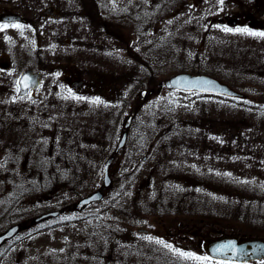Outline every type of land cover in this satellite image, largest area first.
I'll list each match as a JSON object with an SVG mask.
<instances>
[{
    "label": "flooded vegetation",
    "instance_id": "obj_1",
    "mask_svg": "<svg viewBox=\"0 0 264 264\" xmlns=\"http://www.w3.org/2000/svg\"><path fill=\"white\" fill-rule=\"evenodd\" d=\"M3 24L8 27L0 28V237H7L0 242V264H192L178 253L195 249L194 255L209 256L211 264H264L262 252L239 263L214 259L207 251L213 239L224 236L264 240L252 228L235 233L234 226L204 218L198 225L178 209L159 215L157 226L149 224L141 188L127 185L142 173L144 129L135 126L134 114L118 150L127 120L119 139L111 123L118 92L113 83L158 82L154 68L161 66L193 72L188 68L215 61L219 51L235 57L222 49L228 38L237 41L224 29L264 31V0H0ZM107 66L119 70L98 68ZM87 67L97 77L90 81L103 85L89 87ZM135 91L131 86L124 96ZM97 98L107 100L110 123L103 129L90 124L96 112L81 116V108L89 103L91 110ZM82 145L92 147L91 154H82ZM97 147H104L100 158H113L112 184H95L87 192L100 172L93 163ZM97 190L100 201L81 204ZM130 190L125 203L116 202ZM69 227L75 232L72 251L65 245ZM181 241L187 244L177 250ZM53 242L62 244L54 249Z\"/></svg>",
    "mask_w": 264,
    "mask_h": 264
},
{
    "label": "rangeland",
    "instance_id": "obj_2",
    "mask_svg": "<svg viewBox=\"0 0 264 264\" xmlns=\"http://www.w3.org/2000/svg\"><path fill=\"white\" fill-rule=\"evenodd\" d=\"M240 1L248 4L253 0ZM224 34L237 40L228 38L222 46L235 57L215 52L218 54L215 61L188 69L221 79L244 93V99L184 94L167 89L157 91L160 81L186 71L188 67L161 66L154 68L158 82L113 83L118 92L117 99H112L111 123L116 124L117 139L121 135L120 126L130 114L136 115L135 126L140 124L144 129L143 141L140 143L143 150L139 155V160L145 157L142 173L138 178H129L127 185L141 188L149 224L157 226L159 215L178 209V213L186 214L192 223L198 225L204 218L221 226H234L235 233L237 228L247 231L252 228L256 234L264 236V37L238 32L236 29L225 31ZM204 54L210 56L212 53L206 50ZM98 68L107 72L119 70L115 66ZM89 71L93 69L86 68L89 87L96 89L95 86L103 85L96 80L90 81L97 77ZM131 86L136 91L126 98L124 90ZM151 89H155V92L149 93ZM142 90L145 91L143 97ZM97 99L101 103L93 104L91 110L89 103H86L81 108V116L86 113L90 117L92 111L96 112V117L90 118V124L96 123L103 129L110 123L109 113H104V102L107 100ZM61 106L65 108L66 105ZM77 127L82 129L81 125ZM133 146L134 143H128V151ZM103 149L97 147L96 160L93 161L100 174L91 181L84 179L90 181L84 191L93 190L95 184L97 187L103 185V166L107 159L105 154L99 157ZM80 152L91 154L92 147L82 145ZM69 184L73 187L72 182ZM132 192L130 190L123 197L124 200H120L117 195L116 202L125 203ZM74 196L73 200L76 199ZM74 234V227L65 231L68 251H72ZM61 244L53 242L49 247L57 249L56 246ZM165 244L170 245L167 242ZM185 244L187 242L181 241L177 250H183ZM120 256L121 251L114 253L112 262L115 263ZM52 261L49 260V264ZM182 261V264H187L184 259ZM192 264H196L195 260Z\"/></svg>",
    "mask_w": 264,
    "mask_h": 264
},
{
    "label": "water",
    "instance_id": "obj_3",
    "mask_svg": "<svg viewBox=\"0 0 264 264\" xmlns=\"http://www.w3.org/2000/svg\"><path fill=\"white\" fill-rule=\"evenodd\" d=\"M202 82V83H195ZM167 88L176 89L184 92H198L205 94H216L231 98H243L244 94L234 90L229 85L221 82L220 80L203 74H190L180 73L164 82ZM163 85V84H162ZM131 119V117H130ZM126 139V133L124 134L121 143V147ZM112 162V158L107 160L104 172V188L110 185L109 165ZM102 193L97 191L91 196L82 200L81 203H89L95 200H100ZM3 237L0 238V241ZM210 254L217 259L227 261H239L245 262L251 258L260 255V252H264V241L261 240H246L239 242L235 237H225L219 240H215L208 248Z\"/></svg>",
    "mask_w": 264,
    "mask_h": 264
},
{
    "label": "snow or ice",
    "instance_id": "obj_4",
    "mask_svg": "<svg viewBox=\"0 0 264 264\" xmlns=\"http://www.w3.org/2000/svg\"><path fill=\"white\" fill-rule=\"evenodd\" d=\"M12 26L16 27V28H22L23 27L22 25H19V24H13ZM7 27H8V24L0 25V28H7ZM224 31H232V29L225 28ZM236 31H238V32L242 31V32H245L249 35L264 37V32H258V33L257 32H249L248 29H236ZM195 83H202V82H195ZM93 103H101V101H99L97 99V100L93 101ZM157 243H163V241H157ZM165 247L170 248L171 246L165 245ZM178 254L181 257H184L186 259L200 261L201 264H211V258L209 256H197V255H194L193 253H190V252H179Z\"/></svg>",
    "mask_w": 264,
    "mask_h": 264
}]
</instances>
